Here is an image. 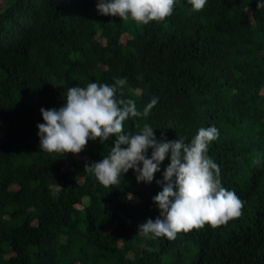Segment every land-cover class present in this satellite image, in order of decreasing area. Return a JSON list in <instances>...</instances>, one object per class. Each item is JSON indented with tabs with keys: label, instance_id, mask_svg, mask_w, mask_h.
Listing matches in <instances>:
<instances>
[{
	"label": "trees",
	"instance_id": "trees-1",
	"mask_svg": "<svg viewBox=\"0 0 264 264\" xmlns=\"http://www.w3.org/2000/svg\"><path fill=\"white\" fill-rule=\"evenodd\" d=\"M97 2L0 0V264H264V9L207 0L193 11L176 0L165 21L138 26L100 15ZM117 78H126L117 98L138 111L158 100L124 122L125 134L148 124L157 140L190 143L201 127L219 130L207 155L244 202L239 218L148 239L139 225L160 216L153 197L170 156L151 184L130 169L104 187L85 164L115 137L78 155L40 150L41 108Z\"/></svg>",
	"mask_w": 264,
	"mask_h": 264
},
{
	"label": "clouds",
	"instance_id": "clouds-1",
	"mask_svg": "<svg viewBox=\"0 0 264 264\" xmlns=\"http://www.w3.org/2000/svg\"><path fill=\"white\" fill-rule=\"evenodd\" d=\"M188 3L193 11H200L207 0ZM175 4L176 0H98L96 9L100 15L119 17L124 22L131 20L139 26L165 21L173 15ZM257 8L264 9V0H257ZM125 83L126 78H117L112 85L93 82L86 87L73 86L67 90L63 106L41 108L44 123L37 125L40 150L78 155L90 140L99 139L103 144L115 137L107 156L85 164V171L104 187L118 185L121 174L130 169L135 171L138 183L151 184L161 163L170 156L163 180L156 181L162 191L153 197L160 216L139 225V234L148 239L166 237L174 241L178 233L203 229L205 225L215 229L239 218L244 202L234 191L222 186L220 167L207 155L209 144L219 137V130L215 126L201 127L190 143L183 138L157 140L148 124L135 135L125 134L126 120L147 117L158 102L153 97L143 112L138 111L133 100L117 98L118 89ZM149 149H152L150 158Z\"/></svg>",
	"mask_w": 264,
	"mask_h": 264
}]
</instances>
